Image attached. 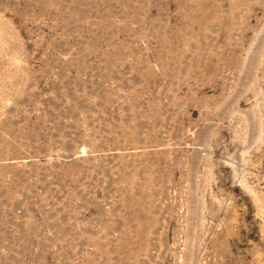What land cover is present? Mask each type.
<instances>
[{"label": "rangeland", "instance_id": "374dc122", "mask_svg": "<svg viewBox=\"0 0 264 264\" xmlns=\"http://www.w3.org/2000/svg\"><path fill=\"white\" fill-rule=\"evenodd\" d=\"M0 264H264V0H0Z\"/></svg>", "mask_w": 264, "mask_h": 264}]
</instances>
